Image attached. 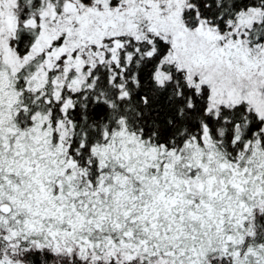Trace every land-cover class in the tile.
Instances as JSON below:
<instances>
[{"label": "snow or ice", "instance_id": "6c2138e0", "mask_svg": "<svg viewBox=\"0 0 264 264\" xmlns=\"http://www.w3.org/2000/svg\"><path fill=\"white\" fill-rule=\"evenodd\" d=\"M0 264H264V0H0Z\"/></svg>", "mask_w": 264, "mask_h": 264}]
</instances>
